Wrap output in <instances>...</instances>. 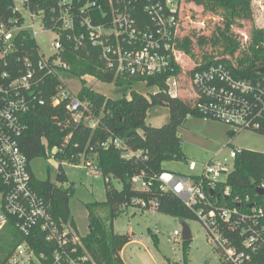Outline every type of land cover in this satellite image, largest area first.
<instances>
[{
  "label": "built area",
  "instance_id": "2783aa9c",
  "mask_svg": "<svg viewBox=\"0 0 264 264\" xmlns=\"http://www.w3.org/2000/svg\"><path fill=\"white\" fill-rule=\"evenodd\" d=\"M139 2L59 0L51 8L52 27L45 24L42 10L29 8V0H13L11 15L0 16V231L10 224L20 235L3 264H80L86 259L85 255L77 253V246L82 247V244L74 229L51 214L49 202L34 188L30 161L19 145L27 126L26 114L47 101L45 91L50 75H56L60 83L49 103L52 106L64 104L74 121L89 119V104L79 98V91L73 92L66 85V76L70 74L65 72L68 66L60 56L64 50L63 41L77 51L97 50L104 69L114 76L147 79L169 74L166 79L168 92L177 96L173 72L179 61L180 0H147L141 6L149 22H144L136 12ZM17 3L29 11L30 23H25ZM251 3L257 27L264 28V0ZM35 19L41 31L54 33L51 45L55 52L48 57L36 42ZM22 31L29 33L36 42V60L18 55ZM19 62L25 66L24 70L18 68ZM195 65L200 63H195L191 69ZM190 85L195 94L194 110L200 118L226 122L235 134L238 133L236 129L264 132L263 74L257 79L238 78L224 64H210L192 72ZM86 112L89 114L84 116ZM91 121L94 126L95 121ZM68 138L69 135L60 146L53 147L49 156L56 158V153L63 152ZM109 141L124 159L141 154V150L125 148L118 139H109L103 146ZM241 148H231V163L227 158H210L199 174L163 170L157 175L161 191L175 194L193 210L204 228L207 242L218 252L221 264H252L254 256L264 250V194L256 191L264 189V178L256 186L254 196H231L226 182ZM84 157L79 154L80 159H86L83 161L87 165L95 166L92 156ZM195 167L194 162L189 163L191 170ZM132 184L137 189H147L152 182L135 175ZM180 234L182 236L179 230L173 231L170 236L173 243L179 241ZM30 238L34 244L39 238L45 241L51 246L50 254L37 252Z\"/></svg>",
  "mask_w": 264,
  "mask_h": 264
},
{
  "label": "trees",
  "instance_id": "16d2710c",
  "mask_svg": "<svg viewBox=\"0 0 264 264\" xmlns=\"http://www.w3.org/2000/svg\"><path fill=\"white\" fill-rule=\"evenodd\" d=\"M59 0H29V8L32 11L42 10L44 21L47 26L52 27L51 8ZM77 1V0H74ZM147 0H140L136 12L140 14L144 22H149L147 15L143 12L144 3ZM163 1V0H153ZM197 5H204L208 10L217 12L221 9L224 13L225 26L229 29L231 19L234 17L246 16L251 18L250 4L252 0H189ZM13 0H0V16L11 15L10 6ZM225 44L224 51L233 55L239 48V42L229 35L221 33ZM22 41L19 45L18 55L29 56L32 60L37 58V46L35 40L29 33H20ZM178 43V42H177ZM64 50L61 52V60L67 64L65 72L81 78L88 74L103 82H113L116 86H130L137 81H144L148 86H157V91L143 95L135 90L130 91L129 97L122 96L117 99L106 97L100 92L92 90L82 79V86L78 92L81 100L86 101L91 114L88 120H94L92 126L87 119L74 121L71 115L65 110L64 104L52 106L49 103L50 96L54 93L55 87L60 83L56 75L47 77L45 95L47 101L30 110L25 116L26 129L20 138V148L31 161L36 157H47L51 149L60 146L64 138L69 135L64 151L55 154L57 160L68 159L71 161L80 160L79 154L85 157L94 155L96 169L105 178L106 198L104 201L86 203L88 211V232L80 237L82 247L77 246V253L85 255L86 259L80 264H125L120 251L132 239L130 235L120 234L114 231L113 221L125 205H137L144 209L153 207L155 211L176 216L182 220L197 219L192 209L171 192L161 191L157 175L165 170L163 162L179 160L183 158L181 150V138L178 135V128L183 124L189 115L200 117L189 105L178 96H172L168 92L166 79L169 74L144 78L114 76L113 73L105 70L98 58V51L92 48L74 50L69 42L63 41ZM178 45L190 52L191 42L184 37ZM189 70L192 72L203 66L222 63L228 67L233 76L238 78L257 79L260 74L257 67L264 65V28H255L251 31L248 51L236 59V64L230 59L222 56L214 58L208 56ZM18 68L24 70L21 62ZM181 71L179 65L175 66L174 74ZM19 71L15 75H18ZM154 105H164L169 109V119L159 127H153L145 122L148 109ZM89 113H85L88 115ZM264 134V132H260ZM231 137L235 133L227 131ZM118 139L125 148L129 150H141L139 156L122 158L120 152L108 143V140ZM84 157V158H85ZM135 175H142L145 180H151L152 185L147 189L133 187L132 178ZM111 177L121 182V188L116 189L111 184ZM264 178V151H256L241 148L234 158L233 170L227 177V185L230 187L231 196H254L257 185ZM56 179L65 182L66 177L59 166ZM32 184L36 191L49 202V210L56 219L69 222L71 227L76 229L71 217L68 202L73 193V185L67 188L56 186L49 180H38L34 176ZM230 196V197H231ZM144 202V205L140 202ZM108 208V219L104 220L97 213V209ZM20 235L11 227L5 226L0 231V264H3ZM154 244H157V237L152 234ZM34 244L37 252L50 254L49 246L41 238ZM184 253L189 241H183ZM252 264H264V250H261L253 258Z\"/></svg>",
  "mask_w": 264,
  "mask_h": 264
},
{
  "label": "rangeland",
  "instance_id": "374dc122",
  "mask_svg": "<svg viewBox=\"0 0 264 264\" xmlns=\"http://www.w3.org/2000/svg\"><path fill=\"white\" fill-rule=\"evenodd\" d=\"M25 23H30L29 11L17 3ZM179 23L177 29V42H182L188 37L191 42L190 52L185 51L177 43L181 68L175 76L176 95L189 105H193L195 94L190 85L189 70L195 63L203 61L205 57H226L236 64V59L248 51L252 29L258 28L254 21V11L250 4L251 18L242 16L231 19L229 29L226 28L224 12L208 10L204 5H197L189 0H180ZM35 22V39L40 51L45 57L53 54L55 48L51 45L53 32L41 31L39 22ZM229 35L239 42V48L233 55L224 51L225 44L222 34ZM66 85L73 92H78L82 86V79L67 75ZM85 84L96 92L103 93L111 99L122 96L129 97L130 91L135 90L143 95L154 93L157 86H148L144 81H137L130 86H116L113 82H103L95 77L85 76ZM169 119V109L164 105L151 106L146 114V124L159 127ZM93 124L91 120H87ZM232 126L217 119L204 120L198 116L189 115L178 128L181 138V150L183 158L179 160L165 161L162 167L176 173L189 175L199 174L203 165L210 159L227 158L232 162L229 152L232 147L238 146L245 149L264 151V134L251 130H239L234 136L227 134ZM94 159V155L92 156ZM86 160V159H83ZM82 159L71 161L68 159L36 157L30 161L31 171L38 180H49L56 186L67 188L73 185V193L69 197V210L75 224V232L80 238L88 230V211L86 203L104 201L106 198L105 178L93 165H87ZM194 162V170L189 168V163ZM59 166L66 177L65 182L56 179ZM111 184L121 188V182L111 177ZM153 207L144 209L137 205H125L113 221V229L120 234H129L131 241L121 250V257L125 264H221L218 252L209 244L205 237V231L197 219L182 220L176 216L164 214L152 210ZM97 213L108 219V208L97 209ZM188 225L192 238L184 253L181 234L179 241L173 243L170 239L174 230L182 232V223ZM69 223V222H68ZM154 234L158 241L155 245L152 239Z\"/></svg>",
  "mask_w": 264,
  "mask_h": 264
},
{
  "label": "water",
  "instance_id": "95a60500",
  "mask_svg": "<svg viewBox=\"0 0 264 264\" xmlns=\"http://www.w3.org/2000/svg\"><path fill=\"white\" fill-rule=\"evenodd\" d=\"M256 71L259 74H263L264 75V65L257 67ZM256 191H257V193L259 195H263L264 194V189L257 188ZM209 192H210L211 195H213V190L212 189H210ZM217 197H219V195H217ZM191 238H192V235H191L190 229H189L188 225L186 224V222H183L182 223V240L183 241H189Z\"/></svg>",
  "mask_w": 264,
  "mask_h": 264
},
{
  "label": "crops",
  "instance_id": "0c3cea01",
  "mask_svg": "<svg viewBox=\"0 0 264 264\" xmlns=\"http://www.w3.org/2000/svg\"><path fill=\"white\" fill-rule=\"evenodd\" d=\"M103 94V93H102ZM106 96V95H105ZM107 97V96H106ZM109 98V97H108ZM173 172V171H172ZM176 173V172H175ZM153 210V209H152ZM87 232H88V230H87ZM84 236V235H83ZM80 237H82V236H80ZM123 249V248H122ZM120 255H121V251H120Z\"/></svg>",
  "mask_w": 264,
  "mask_h": 264
}]
</instances>
